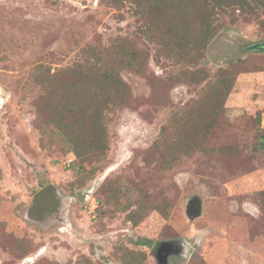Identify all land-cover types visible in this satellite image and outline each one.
Instances as JSON below:
<instances>
[{"label": "rangeland", "instance_id": "1", "mask_svg": "<svg viewBox=\"0 0 264 264\" xmlns=\"http://www.w3.org/2000/svg\"><path fill=\"white\" fill-rule=\"evenodd\" d=\"M145 21L131 0H0V264H157L168 241L178 245L168 264H264V49H247L264 42V12L218 14L207 47L187 59L151 42ZM120 39L146 51L144 72L125 52L106 63L128 100L106 114V153L76 171L35 70L48 86L47 71L95 62L84 47ZM222 68L235 81L217 108L209 85ZM48 183L55 209L36 218L32 196ZM194 197L201 214L190 220Z\"/></svg>", "mask_w": 264, "mask_h": 264}, {"label": "trees", "instance_id": "2", "mask_svg": "<svg viewBox=\"0 0 264 264\" xmlns=\"http://www.w3.org/2000/svg\"><path fill=\"white\" fill-rule=\"evenodd\" d=\"M131 1L135 13L144 21L150 16L153 17L152 21H145L142 25V33L151 42L159 44L168 57L180 58L178 55H183V59H187L191 51L207 47L215 33L213 22L218 14L230 9L264 12V0ZM83 52L97 56L98 59L95 62L86 59L53 72L47 71V80L52 81L48 86L46 82L37 79L41 67L37 66L34 74L36 82L41 85V89L44 88L48 96V103L44 106L53 109L49 120L59 129L70 151L77 158L72 166L76 171L83 170L87 162L101 158L106 153V114L125 105L128 100L130 88L127 82L118 71L108 67L106 63H112V57L125 52L127 68L143 73L147 56L145 50L125 44V39H120L103 50L87 45ZM202 72L196 70L192 74ZM234 81L235 76L229 69L222 68L216 73L209 90L214 94L212 99L217 103V108L222 106ZM193 117L196 118L195 121L203 123L204 118L209 116L197 113ZM206 123L198 130L203 137L210 131L212 120L208 119ZM165 131L166 128L162 127L151 149L161 146ZM183 135L185 136V132ZM190 140L192 137H185L181 143V149L185 153L193 147ZM166 160L162 156L161 166L169 167L173 162ZM149 208L161 213L165 211L157 205ZM139 210L141 209H138V212ZM132 218L134 217L131 216L130 219ZM159 245L160 243L155 248L156 255Z\"/></svg>", "mask_w": 264, "mask_h": 264}, {"label": "water", "instance_id": "3", "mask_svg": "<svg viewBox=\"0 0 264 264\" xmlns=\"http://www.w3.org/2000/svg\"><path fill=\"white\" fill-rule=\"evenodd\" d=\"M248 50L264 49V42L247 46ZM261 145L264 146V135L261 137ZM79 196L84 193L78 192ZM86 196V195H85ZM57 203V191L52 183H48L37 190L32 196V205L29 214L40 218L45 213H52ZM185 213L188 219L193 220L201 214V204L198 198L190 199L186 205ZM178 252V245L175 241L161 242L157 248V264H168V257Z\"/></svg>", "mask_w": 264, "mask_h": 264}, {"label": "flooded vegetation", "instance_id": "4", "mask_svg": "<svg viewBox=\"0 0 264 264\" xmlns=\"http://www.w3.org/2000/svg\"><path fill=\"white\" fill-rule=\"evenodd\" d=\"M53 213V212H52ZM55 214V213H54ZM175 254V253H172V255Z\"/></svg>", "mask_w": 264, "mask_h": 264}]
</instances>
